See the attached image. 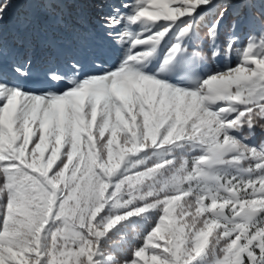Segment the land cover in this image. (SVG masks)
I'll return each mask as SVG.
<instances>
[{
  "label": "snow or ice",
  "instance_id": "snow-or-ice-1",
  "mask_svg": "<svg viewBox=\"0 0 264 264\" xmlns=\"http://www.w3.org/2000/svg\"><path fill=\"white\" fill-rule=\"evenodd\" d=\"M149 252L264 264V0H0V264Z\"/></svg>",
  "mask_w": 264,
  "mask_h": 264
},
{
  "label": "trees",
  "instance_id": "trees-1",
  "mask_svg": "<svg viewBox=\"0 0 264 264\" xmlns=\"http://www.w3.org/2000/svg\"><path fill=\"white\" fill-rule=\"evenodd\" d=\"M258 186V185H257ZM250 191V190H249ZM146 257H147V259H148V264H151V259H150V257H151V253L149 252V253H146ZM141 264H143V261H141Z\"/></svg>",
  "mask_w": 264,
  "mask_h": 264
}]
</instances>
